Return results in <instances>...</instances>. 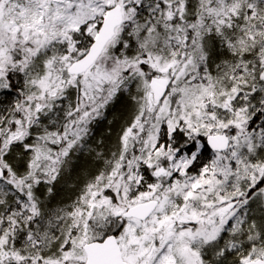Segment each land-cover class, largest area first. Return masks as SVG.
<instances>
[{"label": "snow or ice", "instance_id": "1", "mask_svg": "<svg viewBox=\"0 0 264 264\" xmlns=\"http://www.w3.org/2000/svg\"><path fill=\"white\" fill-rule=\"evenodd\" d=\"M0 264H264V0H0Z\"/></svg>", "mask_w": 264, "mask_h": 264}]
</instances>
